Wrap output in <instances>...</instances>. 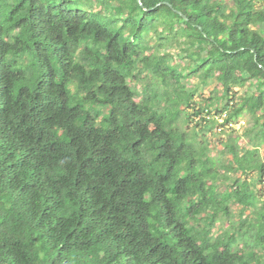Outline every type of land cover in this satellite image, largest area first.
<instances>
[{"label":"trees","instance_id":"1","mask_svg":"<svg viewBox=\"0 0 264 264\" xmlns=\"http://www.w3.org/2000/svg\"><path fill=\"white\" fill-rule=\"evenodd\" d=\"M263 148L264 0H0V264H264Z\"/></svg>","mask_w":264,"mask_h":264},{"label":"rangeland","instance_id":"2","mask_svg":"<svg viewBox=\"0 0 264 264\" xmlns=\"http://www.w3.org/2000/svg\"><path fill=\"white\" fill-rule=\"evenodd\" d=\"M213 92H214V86H212L211 88L205 90L204 94H205L206 97H210L213 94ZM241 121L242 122H240V124L238 126L236 125V126L232 127V128H234V130H232V131H234L236 133V136L240 137L242 143H247V139L248 138H246L245 133L243 132V129H244V131L245 130L247 131V130L251 129L253 127V125H254V121L251 118V116L249 114H247V113L244 115V117L242 118ZM192 127H197V126L195 124H192ZM226 130H224V131H226ZM218 133H219L218 135H214V136H212L211 134H208V136L211 139H214V140H212L213 143H217L218 142L216 139L220 140V139H227L228 138L224 134H222L220 131H218ZM213 154L216 155L217 158L221 157V155L218 154V150H216ZM262 155H263V158H264V148L262 149ZM263 192H264V184H263Z\"/></svg>","mask_w":264,"mask_h":264},{"label":"built area","instance_id":"3","mask_svg":"<svg viewBox=\"0 0 264 264\" xmlns=\"http://www.w3.org/2000/svg\"><path fill=\"white\" fill-rule=\"evenodd\" d=\"M231 126H234V125L231 124Z\"/></svg>","mask_w":264,"mask_h":264}]
</instances>
